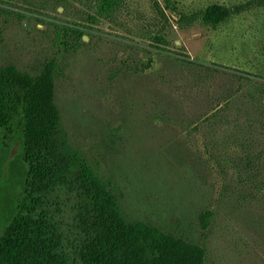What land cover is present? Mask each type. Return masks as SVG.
Wrapping results in <instances>:
<instances>
[{
  "label": "rangeland",
  "instance_id": "1",
  "mask_svg": "<svg viewBox=\"0 0 264 264\" xmlns=\"http://www.w3.org/2000/svg\"><path fill=\"white\" fill-rule=\"evenodd\" d=\"M153 1L132 0L125 25L138 31L155 21ZM249 1L172 0L187 15ZM159 2L169 18L168 50L128 33L122 22L86 29L83 41L66 38L64 26L82 22L78 11L50 0H33L31 11L17 0L0 3L16 12L0 9V65L37 74L57 63L64 124L122 190L129 217L204 243L208 264H264V8L213 29L178 24V12ZM4 133L5 217L25 163L21 136ZM203 213L211 216L206 229Z\"/></svg>",
  "mask_w": 264,
  "mask_h": 264
},
{
  "label": "trees",
  "instance_id": "2",
  "mask_svg": "<svg viewBox=\"0 0 264 264\" xmlns=\"http://www.w3.org/2000/svg\"><path fill=\"white\" fill-rule=\"evenodd\" d=\"M17 1L32 10L33 0ZM50 1L78 11L74 15L83 22L65 25L61 34L66 38L75 34L83 41L86 29L103 23L125 25L132 19V0ZM0 3L13 6L14 0ZM152 5L155 21L147 20L138 31L124 27L142 41L168 50L169 18L159 0ZM167 6L181 16L178 24L200 21L216 29L236 13L264 8V0L234 7L215 3L190 15L179 12L172 0ZM59 76L55 61L37 74L14 63L0 65V130L5 136H21L25 163L20 194L10 214L2 217L0 264H208L204 243L127 215L122 190L64 124L57 102ZM210 218L202 214L204 229Z\"/></svg>",
  "mask_w": 264,
  "mask_h": 264
},
{
  "label": "flooded vegetation",
  "instance_id": "3",
  "mask_svg": "<svg viewBox=\"0 0 264 264\" xmlns=\"http://www.w3.org/2000/svg\"><path fill=\"white\" fill-rule=\"evenodd\" d=\"M3 214H4L3 211H0V222L3 221V218H5V217L8 216V215H7V216L4 217ZM2 217H3V218H2ZM3 230H4V227L0 226V232H2Z\"/></svg>",
  "mask_w": 264,
  "mask_h": 264
},
{
  "label": "water",
  "instance_id": "4",
  "mask_svg": "<svg viewBox=\"0 0 264 264\" xmlns=\"http://www.w3.org/2000/svg\"><path fill=\"white\" fill-rule=\"evenodd\" d=\"M87 40V39H86Z\"/></svg>",
  "mask_w": 264,
  "mask_h": 264
}]
</instances>
